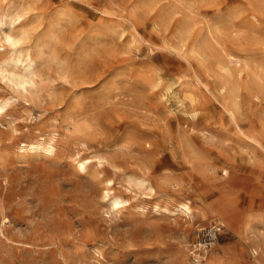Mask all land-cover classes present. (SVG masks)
<instances>
[{
  "label": "rangeland",
  "instance_id": "rangeland-1",
  "mask_svg": "<svg viewBox=\"0 0 264 264\" xmlns=\"http://www.w3.org/2000/svg\"><path fill=\"white\" fill-rule=\"evenodd\" d=\"M0 26V264H264V0H0Z\"/></svg>",
  "mask_w": 264,
  "mask_h": 264
},
{
  "label": "bare ground",
  "instance_id": "bare-ground-1",
  "mask_svg": "<svg viewBox=\"0 0 264 264\" xmlns=\"http://www.w3.org/2000/svg\"><path fill=\"white\" fill-rule=\"evenodd\" d=\"M4 15V14H3ZM243 17V16H242ZM2 19V24H10V21H8L7 19H6V16H4L3 18H1ZM19 19H21V18H19ZM174 22V21H173ZM15 24V23H14ZM6 27V26H5ZM14 27H15V25H14ZM0 29L2 30V28H1V26H0ZM189 29V28H188ZM12 27L10 26V30H9V32H5L4 34H5V39H7V40H9V42L11 43V45L12 46H14V47H16L17 46V44H18V42H19V39H17L13 34H12ZM188 31V30H187ZM189 34V33H188ZM188 34H187V36H188ZM27 36V35H26ZM197 36V35H196ZM21 38V37H20ZM30 39V38H29ZM186 39V38H185ZM182 40H184V38L182 39ZM181 40V41H182ZM180 41V42H181ZM184 41H187V40H184ZM217 41V40H216ZM20 43V42H19ZM183 43V42H182ZM185 43V42H184ZM205 43H206V41H205ZM181 44V43H180ZM189 44V43H188ZM184 45V44H183ZM203 46H204V43H203ZM202 46V47H203ZM211 47H212V45H210ZM26 47H27V45H26ZM205 47V46H204ZM203 47V48H204ZM207 47V46H206ZM211 47L209 48V46L207 47L208 49H210V50H212L211 49ZM198 48H201V46L200 45H198ZM15 49V48H14ZM13 49V50H14ZM205 49V48H204ZM201 49L202 51H204V52H206V54H207V49ZM196 51L198 50L199 51V49H195ZM223 50V49H222ZM221 50V51H222ZM209 51V50H208ZM213 51V50H212ZM224 51V50H223ZM252 51V50H251ZM225 52V51H224ZM208 53H210V52H208ZM212 54H214L213 52H211ZM227 53V52H226ZM30 54V53H29ZM202 54H204L203 52H202ZM211 54V55H212ZM205 55V54H204ZM207 55H209V54H207ZM211 55H209V56H211ZM202 56V55H201ZM220 56V55H219ZM198 57V56H197ZM214 57V56H213ZM202 58H204V57H202ZM205 58H207V57H205ZM226 58L231 62V63H235V64H239V63H241L243 60H241V58L239 57V56H236V55H234V54H231V53H227L226 54ZM201 59V58H200ZM208 59V58H207ZM201 60H203V59H201ZM226 61V60H225ZM34 63H35V61H34V59L30 56V55H27V56H22V55H19V56H15L14 54L13 55H10V58L8 59V61H7V64L8 65H11L12 66V69H13V75H12V78H11V81L14 83V85H16L17 87H18V89L20 90V91H22V89L23 90H29V89H31V88H33V87H35L36 86V83H37V77H38V70L36 69V67H35V65H34ZM227 65V64H226ZM231 65V64H230ZM239 65H241V64H239ZM238 66V65H237ZM224 68H226V67H224ZM228 68V67H227ZM241 68V67H240ZM252 68V67H251ZM229 69V68H228ZM235 69V68H234ZM218 70V69H217ZM227 70V69H226ZM253 70V69H252ZM257 71V69H254V71ZM259 70V69H258ZM220 72H222L221 71V69L219 70ZM233 71V70H232ZM236 71V70H235ZM260 72H262L263 71V69H262V71L261 70H259ZM259 71H257V72H259ZM224 72V71H223ZM226 72V71H225ZM224 72V73H225ZM228 72H230V71H228ZM234 72V71H233ZM239 72V71H238ZM242 72V71H241ZM240 72V73H241ZM248 72H250L249 70H248ZM231 73V72H230ZM253 73V72H252ZM251 72H250V74H252ZM220 74V73H219ZM237 74V73H236ZM249 74V75H250ZM260 74V73H259ZM227 75V74H226ZM242 75V74H241ZM253 75V74H252ZM251 75V76H252ZM221 76V75H220ZM230 77H231V75H229ZM238 76H240L239 74H238ZM257 77V76H256ZM222 78V77H221ZM238 78H240V77H238ZM249 78V77H248ZM253 78H255V77H253ZM257 79V78H256ZM224 80V78H222V81ZM251 80V79H250ZM225 81V80H224ZM230 81V80H229ZM252 81V80H251ZM257 81V80H256ZM222 83V82H221ZM191 84V83H190ZM223 84V83H222ZM224 84H225V88L227 89L228 88V90L229 91H231V95H233V97L235 98L234 99V102L237 104V101H238V94H237V88H236V86L234 87V86H231V85H229L227 82H224ZM223 84V85H224ZM230 86V87H229ZM244 86V85H243ZM21 87H22V89H21ZM222 88V87H221ZM224 88V87H223ZM221 89V90H224V89ZM239 103H240V101H239ZM238 103V104H239ZM237 104V105H238ZM236 107V106H235ZM233 109H234V107H232ZM231 110V109H230ZM239 110V108L236 110V112ZM229 111V110H228ZM234 111H235V109H234ZM234 111L233 110H231L230 111V113H231V115H233L234 114ZM234 117V116H233ZM233 117H231V118H233ZM234 119H235V117H234ZM52 141V140H51ZM42 142H44V141H42ZM46 142V141H45ZM49 143V142H48ZM47 143V144H48ZM229 143V142H228ZM50 144V143H49ZM42 145V144H41ZM36 147H37V145H33V147H31V148H35L36 149ZM50 147V146H49ZM55 147V146H54ZM40 148V147H39ZM26 150H27V148H25ZM52 149H46V153L49 151H51ZM43 151V150H42ZM38 152V151H37ZM52 152V151H51ZM29 154H31V152L29 153ZM55 154V153H54ZM88 161V160H87ZM78 166H79V168L80 169H85L86 168V163H85V161H83V160H79V164H78ZM224 171H225V174H228V169H224ZM107 181V180H106ZM139 183L140 184H142V185H145V186H147V180L145 179V178H141V179H139ZM106 185H108V184H106ZM110 185V184H109ZM107 188H109V187H107ZM110 189V188H109ZM109 189H108V191H109ZM231 190V189H230ZM108 191H106L107 192V195H109L110 196V202H111V205H113V206H115V207H118V206H120L121 205V203H123L124 201L121 199V198H119V197H117V196H115V195H110V193L108 192ZM111 192H112V189H111ZM226 193H227V191H226ZM230 193V192H229ZM105 195V194H104ZM227 195V194H226ZM233 199V198H232ZM225 208H227L229 211H231V217H230V220H229V222H227L228 223V226L231 228V227H233L234 226V224H236L237 222H238V220H235V218H236V216H239V213H237L238 211H234L235 209L232 207V205H231V202H230V200L229 199H227V198H225ZM187 210H190V208L189 207H187ZM242 212V211H241ZM226 213V212H225ZM226 215V214H225ZM241 216V215H240ZM254 216V215H253ZM259 216V215H258ZM262 217H264V214H263V216ZM241 218V217H240ZM244 219V218H243ZM5 220V219H4ZM240 220V219H239ZM213 221H218V222H220L221 224H222V226H224V223H223V221L221 220V219H219V218H214V220H212V222ZM248 221V220H247ZM264 221V220H263ZM211 222V221H210ZM240 222H241V220H240ZM250 222V221H249ZM249 222H248V226H249ZM262 223V222H261ZM262 225V224H261ZM255 226V225H254ZM246 228V227H245ZM255 228V227H254ZM254 228H253V230H254ZM240 231V230H239ZM243 231V230H242ZM255 231H257V230H255ZM260 231V230H259ZM242 233V232H241ZM256 233H258V235H261L262 236V234H259V232H256ZM247 235V234H246ZM257 236V235H256ZM260 236V237H261ZM243 238H244V236H242ZM259 237V236H258ZM247 238V237H246ZM253 238H255V237H253ZM264 238V237H263ZM261 239V238H260ZM244 240V239H243ZM250 239H248V241H249ZM258 240V239H257ZM252 241V240H251ZM255 241V240H254ZM253 241V252L255 253V256L257 255H260V253L262 254L263 253V251H262V247H261V243L260 242H257V241H255L254 242ZM262 242H264V241H262ZM248 243V242H247ZM249 244V243H248ZM251 244H252V242H251ZM250 245V244H249ZM253 253V254H254ZM62 255L64 256V253H62ZM256 256V257H257ZM260 257V256H259ZM66 257H64V259H65ZM261 258V257H260ZM260 258H258V259H260ZM253 259H254V256H253ZM262 260H264V256H263V254H262ZM256 261H258V260H255V262ZM212 262V261H211ZM260 263V262H259ZM259 263H257V264H259ZM213 264V263H212Z\"/></svg>",
  "mask_w": 264,
  "mask_h": 264
},
{
  "label": "built area",
  "instance_id": "built-area-1",
  "mask_svg": "<svg viewBox=\"0 0 264 264\" xmlns=\"http://www.w3.org/2000/svg\"><path fill=\"white\" fill-rule=\"evenodd\" d=\"M222 230V224L213 221L207 225L199 226L194 231L192 255L199 262L206 258L208 250L218 241Z\"/></svg>",
  "mask_w": 264,
  "mask_h": 264
}]
</instances>
